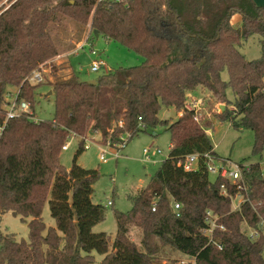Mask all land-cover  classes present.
<instances>
[{
  "label": "trees",
  "instance_id": "1",
  "mask_svg": "<svg viewBox=\"0 0 264 264\" xmlns=\"http://www.w3.org/2000/svg\"><path fill=\"white\" fill-rule=\"evenodd\" d=\"M5 1L0 0V126L11 88L17 89V101H28L37 115L45 81L34 83L29 77L64 51L59 35L68 20L80 30L90 22L91 35L98 31L144 62L105 72L96 84L76 75L49 82L53 120L22 114L6 122L0 136V213L29 218V240L0 233V264H94L95 252L103 255L101 264H162L158 242L196 264H264V237L251 240L243 231L244 223L257 226L258 213L264 214V163H251L244 172L250 200L237 211H232L236 189L230 182L208 180L203 162L198 170L184 167L190 154H215L208 134L213 121L184 110L188 95L200 87L226 104L219 119L253 131L254 153L264 148V5L254 0ZM235 15L242 18L240 27L232 24ZM254 35L261 38L262 55L248 60L239 45ZM163 106L181 115L173 122L162 120ZM158 125L170 132L169 156L135 196L131 210L115 212L112 242L107 232L94 231L106 212L93 200L100 172L78 165L77 156L66 169L60 161L63 146L78 137L80 154L90 133L114 146L142 131L155 137ZM224 182L227 196L221 193ZM47 201L55 227L43 219ZM173 203L180 204L179 216ZM208 209L221 215L226 227L215 233L222 249L204 234ZM131 226L142 230L143 250L130 239Z\"/></svg>",
  "mask_w": 264,
  "mask_h": 264
},
{
  "label": "rangeland",
  "instance_id": "2",
  "mask_svg": "<svg viewBox=\"0 0 264 264\" xmlns=\"http://www.w3.org/2000/svg\"><path fill=\"white\" fill-rule=\"evenodd\" d=\"M7 1V0H6ZM6 1L4 3H6ZM264 4V0H257ZM240 16V15H239ZM242 24V21L240 22ZM238 27L239 24H233ZM241 26V25H240ZM60 39L63 41L64 51L53 58L47 66H43V80L39 88L37 102L35 105L36 117L39 120H53L55 116V97L49 82L56 80H68L76 75L83 81L96 80L105 73L106 67L111 70L119 68H129L139 66L144 62V57L130 50L123 44L114 40H109L103 36H93L90 34V22L79 29L78 23L68 20L65 30L60 33ZM258 35L250 36L242 41L239 50L246 59L255 60L262 55V43ZM105 63L106 66L98 71H93L92 66L95 63ZM53 65H56L54 69ZM224 80H229V73L224 70L222 73ZM7 95V100H12L17 93L16 88H11ZM52 92V93H50ZM195 97L204 99L206 102L201 113L204 117L213 121V127L208 129L209 137L215 147L218 155L231 159L234 162L242 164H251L256 162L264 163V148L260 153H254V133L247 128H236L228 120H221L218 114L222 113L220 106L226 104L218 103L211 92L200 87L194 94ZM228 98L234 101L235 95L231 88L227 90ZM7 106V104H6ZM230 107V106H229ZM231 108V107H230ZM162 120L175 121L179 117V112L173 107H162L160 111ZM152 131V130H151ZM153 131L157 133L154 137L150 131H142L126 142L123 148H105L108 151L109 161L102 162L99 158L101 143H104L103 137L99 133H90L87 139L90 140L89 147L78 154L80 139L72 137L69 139V147L62 150L60 161L66 168L73 166L74 158L77 156V164L87 169H97L101 176L94 185L93 200L102 203L106 207L105 219L94 227L95 232L105 231L111 235L113 242L117 233V222L115 212H128L133 207V199L139 191L145 188L151 178L158 171L161 163L168 158L171 146V135L166 130L165 125L156 126ZM87 140V141H88ZM153 144L162 150L161 154L151 155L147 160L144 155V149ZM118 153V158L113 157ZM214 181V175L210 176ZM111 200L112 205L107 202ZM43 219L46 225L55 227V220L51 216L49 201L46 202L43 210ZM29 218L24 221L20 216L12 212L0 213V233L15 234L18 240H29ZM130 239L139 245L142 239V230L131 226L129 231ZM160 245L156 256L162 264H196L195 260L180 251H177L167 245ZM95 263L101 264L103 255L94 253Z\"/></svg>",
  "mask_w": 264,
  "mask_h": 264
},
{
  "label": "built area",
  "instance_id": "3",
  "mask_svg": "<svg viewBox=\"0 0 264 264\" xmlns=\"http://www.w3.org/2000/svg\"><path fill=\"white\" fill-rule=\"evenodd\" d=\"M101 1V0H100ZM114 1H124V0H114ZM106 66L105 63H95L92 66L93 71H98L102 67ZM42 70H35L29 77L31 82H41L43 81V75H42ZM115 70H111L110 68L106 67L107 73L113 72ZM206 102L204 99L197 98L193 94H189L185 104H184V110L190 111V112H195L198 114H201V111L203 110ZM6 120L3 125L0 126V136L5 128L6 122L9 119L19 117L22 114H27L30 118L34 119L35 121H40L36 116L33 115V110L31 109V105L28 101L22 100V101H17V93L13 96L12 100H8L7 106H6ZM123 141L114 144V146L110 145L109 143H101V150H100V160L102 162H107L109 161L110 157L108 156V151L105 149L107 147H118V148H123L126 145V137H122ZM88 140V139H87ZM86 140L85 143V148L89 147V141ZM69 141L63 146V150H67L69 147ZM153 152V153H152ZM152 153V154H151ZM162 150L155 146L154 144L149 147L144 149V155L147 160L151 159L152 157L150 154L157 155L161 154ZM118 153H114L113 157L115 159L118 158ZM202 162L204 163L203 172L205 175H207V179L211 175L215 176V179L220 177L228 182H230L236 189L235 195L231 196L232 198V211H237L240 210L246 202H249L250 200V187L247 182V180L244 177V172L248 171L250 169V164H240V163H235L231 162L226 159L219 158L212 152H206L204 154H199V153H194L190 154L186 157V160L184 162V167L186 170H198L201 169ZM263 177H264V171H263ZM221 193L225 196L229 195V190H228V185L226 182L221 184ZM108 205H112V201L109 200L107 202ZM156 206H153V210H155ZM173 209L176 212V214L179 216L180 212V204L179 203H173ZM259 216V223L257 226H250L247 223H244L243 231L244 233L249 237L251 240H256L259 237H264V214L258 213ZM222 216L215 213L213 210L208 209L205 212V223H206V228L204 229V234L206 237H208L210 243H214L217 248L222 249L223 246L222 244L216 239L215 233L216 230H226V227L224 224L220 222Z\"/></svg>",
  "mask_w": 264,
  "mask_h": 264
},
{
  "label": "crops",
  "instance_id": "4",
  "mask_svg": "<svg viewBox=\"0 0 264 264\" xmlns=\"http://www.w3.org/2000/svg\"><path fill=\"white\" fill-rule=\"evenodd\" d=\"M254 1H255V3L258 4V5H264V4H260V2H258L257 0H254ZM235 21H236L237 24H239L238 27H240V25H241L240 22L242 21L241 16H239V15H235V16L233 17V19H232V24H234ZM10 92H12V91L10 90ZM192 94H194V93H192ZM180 115H181V113H179V116H180ZM154 145H155V144H154ZM214 152H215V155L218 156L219 158L226 159V160H229V161H231V162H234V161H232L231 159H228V158H225V157H222V156L218 155L217 152L215 151V147H214ZM235 163H238V162H235ZM240 164H242V163H240ZM205 177L207 178V175H205ZM214 177H215V176H214ZM209 179H210V177H209Z\"/></svg>",
  "mask_w": 264,
  "mask_h": 264
},
{
  "label": "water",
  "instance_id": "5",
  "mask_svg": "<svg viewBox=\"0 0 264 264\" xmlns=\"http://www.w3.org/2000/svg\"><path fill=\"white\" fill-rule=\"evenodd\" d=\"M94 34H95L96 37H99L98 31L95 30ZM88 82L91 83V84H96L97 83L96 80H91V81H88ZM50 93H52V92H50ZM220 108H221V111L224 112L225 109H226V106L225 105H221Z\"/></svg>",
  "mask_w": 264,
  "mask_h": 264
}]
</instances>
